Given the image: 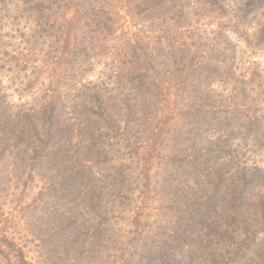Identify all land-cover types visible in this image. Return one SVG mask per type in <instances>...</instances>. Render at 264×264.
Instances as JSON below:
<instances>
[{
  "label": "rangeland",
  "instance_id": "obj_1",
  "mask_svg": "<svg viewBox=\"0 0 264 264\" xmlns=\"http://www.w3.org/2000/svg\"><path fill=\"white\" fill-rule=\"evenodd\" d=\"M90 2L97 20L84 25L76 0H48L43 17L33 0H0V243L32 264H264L252 228L224 217L238 219L237 203L222 204L236 182L226 174L211 193L192 158L222 134L234 162L214 170L264 169V0ZM88 41L96 49H65ZM221 91L231 103L217 110ZM53 100L84 130L54 165L31 168L44 116L29 115Z\"/></svg>",
  "mask_w": 264,
  "mask_h": 264
},
{
  "label": "trees",
  "instance_id": "obj_2",
  "mask_svg": "<svg viewBox=\"0 0 264 264\" xmlns=\"http://www.w3.org/2000/svg\"><path fill=\"white\" fill-rule=\"evenodd\" d=\"M32 0H30L31 2ZM35 1V10H37L39 17H43V10L44 7L46 6L45 3L48 0H33ZM42 1V2H41ZM77 6L81 8L82 13H80V19L85 18L83 20L85 23L84 25L90 24L89 21L93 22L97 19L94 18V20L91 18L92 13L90 12L93 5L91 4L90 0H76ZM26 2V1H25ZM55 3H57V0H54ZM52 3V2H51ZM49 5V4H48ZM59 6V5H58ZM56 7L55 4H51V6H47L49 13H52L53 16H46L47 24L51 23V25H48L50 28L53 26L55 22V13L52 11V8ZM51 11V12H50ZM54 17V18H53ZM89 20V21H88ZM107 25L104 24V27L106 28L104 31L107 32L109 28L106 27ZM100 41V40H99ZM82 44V46L80 45ZM77 45H68V43H65V49L66 50H93L96 49L97 46H91L90 41H88L86 44L85 42L80 43ZM81 46V48H79ZM105 47L104 40L102 39V43L100 48L103 49ZM81 57H78V61H86V60H80ZM158 63V62H157ZM82 63H80V66ZM158 65V64H157ZM161 63H159V66ZM155 68V65H152L150 68H147L145 71H149ZM119 71H122V68L119 69ZM229 70H226L228 72ZM118 72V71H117ZM224 72V70H223ZM148 72H146L147 74ZM223 76V75H222ZM222 76H220V79L222 80ZM138 78V79H137ZM143 77H141L139 74L134 76L132 81L137 82V85H140V81ZM105 85V84H104ZM182 86V90H184ZM129 94L131 93V89L125 88ZM106 90L105 87H100V86H94L93 91H91L92 97L90 98V101H93L95 103H99V106L102 105L104 102L103 100H108V97L105 96ZM223 91H221V94H217V98L220 99V106L217 108V110L223 109L224 107H230L229 106V100L228 97L223 96ZM55 100L51 102H47L46 106L40 107L39 111L31 113L29 117L33 118L37 116L36 113H42V121L44 124L41 126L43 129L41 133H35V143L38 144V149L33 148L31 151V154L28 155L27 159L30 161V166L31 168H36L44 170L47 168L46 164H55L56 162V157H59L61 155V152L69 153L71 150H69L70 146L73 144V138H76L79 134H81L84 130V128H79L73 123H69V120H59L60 118V112L58 111V105L54 102ZM57 101V100H56ZM56 104V105H55ZM207 106V104H205ZM135 108L134 112L138 113L139 111ZM27 113L25 114V117H27ZM38 120V119H37ZM225 120V118L223 119ZM31 124L30 126V131H36L38 128L39 124ZM225 124H228L227 122ZM224 125V122L220 123V126ZM30 136V135H29ZM33 136V135H32ZM223 139V140H222ZM222 138V134L219 135V137L215 138L214 140H209L207 143V148L206 149H198L194 150L192 153H194V156L192 158H195L196 163H200L198 165V169L195 168V171L198 170L197 174V179L200 178L203 183H205L204 187H209L211 186V193H214V190L217 188H221L223 185H226L224 183V178H226V174H229V179L233 178V180L236 182V187L232 191L233 196L228 198L223 199V205L227 203H231V200H233L235 203H237L240 208L243 210L241 213L240 210L237 211V209H240L239 206L236 207L234 210L237 213V218H234L233 216H230V214L226 213V209L224 210L225 214L224 217L225 219H228L229 221H235L238 222L239 224H246L250 226L252 229H247L243 232L245 237H248L249 234L251 237L248 239V243L252 244L251 247H249V251H253L255 249L256 254L257 251H261L262 245L264 242H260L261 240H264V236H260L261 233L264 235V230L262 232H258L257 230H254L256 228V224L254 219L256 218V213H259L260 216L264 219V169L260 168L256 164H252L248 166L247 163L244 162V165L242 167H239L238 165L232 169L231 171L228 170L229 172L222 173L219 172L220 169L214 170L212 167L213 164L216 165L217 168H220L221 166H226L225 164H231L234 162V153H235V148H232L231 144V139H226ZM226 142V143H224ZM31 143V142H30ZM48 145H50L48 147ZM29 150V148H28ZM40 154L38 155V153ZM42 152V153H41ZM64 154H62L60 157H63ZM231 157V158H230ZM244 156H239L240 159H242ZM55 159V160H53ZM212 161V162H211ZM219 161V164L217 162ZM211 164V165H210ZM210 165V166H209ZM236 165V163L234 164ZM233 166V165H232ZM49 167V166H48ZM225 168V167H223ZM65 169V167H63ZM59 170V168H58ZM232 171H235L234 174H232ZM77 173V172H75ZM73 174V175H72ZM71 175H67L68 179H77L80 178L79 174H74L72 173ZM218 176V178H217ZM215 177V178H213ZM215 179V180H213ZM197 185V183H194ZM198 186V185H197ZM235 186V185H234ZM261 189V190H260ZM259 190V193L256 194V192ZM202 195L206 193V189L201 190ZM79 195L81 196L83 193L82 191L78 192ZM207 198L205 200L206 203H209L211 195L209 194L206 196ZM221 198V197H220ZM257 200V211L251 212V207L249 202ZM254 203V202H252ZM246 205V206H245ZM256 205V206H257ZM255 206V207H256ZM237 219V220H236ZM226 220H225V225H226ZM205 223H207L205 221ZM209 224V222H208ZM210 225V224H209ZM222 225V223H219V225L215 222L212 223L210 226L213 227L214 229H217ZM264 225V223H263ZM222 231V230H221ZM227 232V231H226ZM259 233V234H258ZM259 237V238H258ZM259 248L257 250V248ZM71 248V247H70ZM246 255V252H243L241 255L242 258H244ZM0 258L3 259V262L0 259V264H32L27 260V256L24 253L23 248L19 247L17 244L14 243H8V244H2L0 243ZM151 259V260H150ZM148 259L146 262H155L154 258L151 256V258ZM135 264V263H133Z\"/></svg>",
  "mask_w": 264,
  "mask_h": 264
}]
</instances>
